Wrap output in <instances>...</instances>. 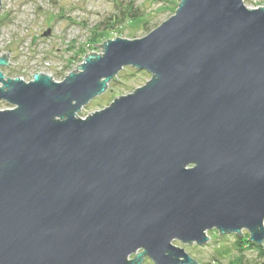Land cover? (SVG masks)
<instances>
[{"label":"water","instance_id":"obj_1","mask_svg":"<svg viewBox=\"0 0 264 264\" xmlns=\"http://www.w3.org/2000/svg\"><path fill=\"white\" fill-rule=\"evenodd\" d=\"M95 45L62 81L0 69V264H200L173 241L214 228L262 245L264 6L180 0ZM125 66L151 79L79 117Z\"/></svg>","mask_w":264,"mask_h":264},{"label":"rangeland","instance_id":"obj_2","mask_svg":"<svg viewBox=\"0 0 264 264\" xmlns=\"http://www.w3.org/2000/svg\"><path fill=\"white\" fill-rule=\"evenodd\" d=\"M180 0H3L0 9V55L8 53V66H0L6 77L32 79L36 72L51 75L62 81L77 69L86 54L103 53L99 45L107 39L123 37L136 39L171 17ZM251 8L264 6V0H244ZM132 3L143 14L134 21L126 20L113 28L110 37L97 36L109 17ZM178 4V5H177ZM152 74L134 66H125L109 82L107 90L91 99L78 112L87 117L96 110L108 106L118 92L126 95L151 79ZM116 95V97H119ZM6 100H0V110L12 108ZM216 228L208 230L210 240L203 245L188 244L174 240V244L185 250L200 264H264V249L245 246L244 236L237 233L219 234ZM250 234V233H249ZM241 239V241H240ZM264 247V241L262 245ZM243 248V249H242ZM132 254L130 258H133ZM143 264H155L146 257Z\"/></svg>","mask_w":264,"mask_h":264},{"label":"trees","instance_id":"obj_3","mask_svg":"<svg viewBox=\"0 0 264 264\" xmlns=\"http://www.w3.org/2000/svg\"><path fill=\"white\" fill-rule=\"evenodd\" d=\"M167 3L169 0H165ZM178 5V4H177ZM143 14L141 13L140 9L136 6H134L132 3H130L128 6L121 9L120 12L114 14V16L109 17L103 24V27L100 29L102 31H97V36H112L111 32L113 31V28H117L119 25H122L126 20L134 21L138 18H142ZM241 236V234H238V237ZM246 236L250 237V234L247 233ZM241 241V239H240ZM245 246H256L259 247L260 250L264 249V247L257 245L254 242H251L250 239L244 238L242 240ZM243 249V248H242ZM264 254V253H263Z\"/></svg>","mask_w":264,"mask_h":264}]
</instances>
